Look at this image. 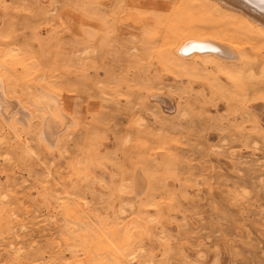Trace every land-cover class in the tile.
<instances>
[{"label":"rangeland","instance_id":"374dc122","mask_svg":"<svg viewBox=\"0 0 264 264\" xmlns=\"http://www.w3.org/2000/svg\"><path fill=\"white\" fill-rule=\"evenodd\" d=\"M182 1L0 0V264H264V50L176 55Z\"/></svg>","mask_w":264,"mask_h":264},{"label":"bare ground","instance_id":"6f19581e","mask_svg":"<svg viewBox=\"0 0 264 264\" xmlns=\"http://www.w3.org/2000/svg\"><path fill=\"white\" fill-rule=\"evenodd\" d=\"M177 10L172 14L170 32L176 39L173 52L178 56L216 60L218 64H227L237 76L243 68L237 65L245 64L248 56L243 48L245 42L264 50V0H183ZM116 234L107 237L112 248L116 245ZM82 263L80 260L79 264Z\"/></svg>","mask_w":264,"mask_h":264}]
</instances>
